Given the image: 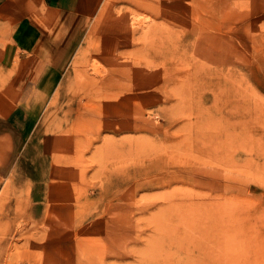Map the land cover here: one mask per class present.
Instances as JSON below:
<instances>
[{
	"label": "rangeland",
	"instance_id": "1",
	"mask_svg": "<svg viewBox=\"0 0 264 264\" xmlns=\"http://www.w3.org/2000/svg\"><path fill=\"white\" fill-rule=\"evenodd\" d=\"M49 1L0 0V264H264V0H97L28 124Z\"/></svg>",
	"mask_w": 264,
	"mask_h": 264
},
{
	"label": "crops",
	"instance_id": "2",
	"mask_svg": "<svg viewBox=\"0 0 264 264\" xmlns=\"http://www.w3.org/2000/svg\"><path fill=\"white\" fill-rule=\"evenodd\" d=\"M96 3L97 0H50L46 10L56 12L57 18L52 20L51 14L46 11L45 14L49 18L46 17L47 21L44 25L36 23L33 18L25 17L14 27L11 41L13 47L12 51H8L10 46L5 50L6 61L13 75L18 76L17 107L23 113V120L28 124L34 121L40 105L57 84L73 51V37L78 34L89 15L92 14ZM56 21L57 26H55ZM16 55H19L22 61L21 68L17 72L13 64ZM48 68H53L56 73L53 85L46 92L38 89L37 86ZM28 89L39 95L40 100L37 98L39 102L33 101L29 105L22 103L21 97ZM17 112L20 113V111Z\"/></svg>",
	"mask_w": 264,
	"mask_h": 264
},
{
	"label": "bare ground",
	"instance_id": "3",
	"mask_svg": "<svg viewBox=\"0 0 264 264\" xmlns=\"http://www.w3.org/2000/svg\"><path fill=\"white\" fill-rule=\"evenodd\" d=\"M197 63H199V61H198ZM195 75H196V74H195ZM213 77H214V76H213ZM217 79H218V78H217ZM204 81H205V80H204ZM100 82H101V83H100L99 88L97 89V91H98V90H105V89H109V88H116V87H114V86L111 85V83H110L111 81H110L109 79H107V78H105V79L102 78V79L100 80ZM201 82H202V80H201ZM214 138H215V137H214ZM214 146H215V145H214ZM214 146H213V147H214ZM207 148H208V146H207ZM213 149H214V150H213V151H214V154H215V155H218V154H219V153H218V150H220V149H218L217 147H214ZM203 150H204V149H203ZM205 151H206V150H205ZM210 151L212 152V150H209V151H207V153H209ZM219 152H220V151H219ZM188 169H189V168H188ZM195 169H196V168H195ZM205 170H207V169H205ZM205 170H204V171H205ZM187 171L195 172V171H199V170L197 169V170L193 171V169H189V170H187ZM204 171H199V172H204ZM210 171H211V170H210ZM179 172H181V171H179ZM182 172H183V171H182ZM168 173H169V172H168ZM207 173H208V172H207ZM207 173H205V174H207ZM165 177H166V176H165ZM173 178H174V177H173ZM170 180H171V179H170ZM184 194H185V193H184ZM185 195H186V194H185Z\"/></svg>",
	"mask_w": 264,
	"mask_h": 264
}]
</instances>
